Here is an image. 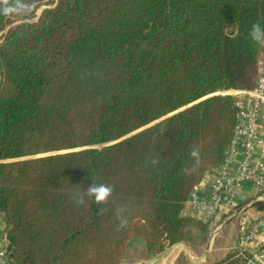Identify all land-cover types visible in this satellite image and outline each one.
<instances>
[{"label":"trees","instance_id":"trees-1","mask_svg":"<svg viewBox=\"0 0 264 264\" xmlns=\"http://www.w3.org/2000/svg\"><path fill=\"white\" fill-rule=\"evenodd\" d=\"M253 23L264 24V0H0V210L13 264H121L131 239L149 259L205 242L211 222L183 210L234 135L223 93L255 87L264 44L249 38ZM93 183L111 187L105 201L84 196ZM250 258L232 250L214 264Z\"/></svg>","mask_w":264,"mask_h":264},{"label":"built area","instance_id":"built-area-1","mask_svg":"<svg viewBox=\"0 0 264 264\" xmlns=\"http://www.w3.org/2000/svg\"><path fill=\"white\" fill-rule=\"evenodd\" d=\"M256 72L253 89L223 93L233 99L237 108V122L223 164L209 173L223 170L234 158H238L237 169L232 176H216L208 199H203L197 191L199 187H195L185 204L184 216L216 222L220 214L217 204L224 201L231 205L245 183L252 184L256 190L251 203L264 201V132L259 129L264 125V54L258 57ZM3 218L5 215L0 210V264H13L8 227H3ZM263 226L264 217L250 228L245 240L251 239Z\"/></svg>","mask_w":264,"mask_h":264},{"label":"crops","instance_id":"crops-1","mask_svg":"<svg viewBox=\"0 0 264 264\" xmlns=\"http://www.w3.org/2000/svg\"><path fill=\"white\" fill-rule=\"evenodd\" d=\"M259 129L264 132V125H261ZM237 165L238 158H234L233 161L223 170L219 172L216 171L215 173H206L202 181L198 185L199 188L197 189V191L200 196L203 199H208L211 194V186L214 183L216 176H232L237 169ZM255 191L256 190L252 184L245 183L239 189L238 196L236 199H234L232 205H228L224 201L217 204V208L220 214L218 215L217 221L215 223L221 221L222 219L223 223H231L233 220H235L234 218L237 219L236 221L238 235L236 236V244L231 245L228 241L223 239V245H221L218 243L219 237L216 238L217 236L215 237V234L213 233L209 236V240H207L205 245H201L199 247L188 245L186 248L182 246L183 249L187 250V254L188 252L190 253V257L187 256L189 264H214L220 261L227 252L232 250L246 251L250 253L251 258L247 264H264V226L257 229L256 233L252 236L251 239L245 240V237L249 233L250 228L258 220L264 217V212L253 210L250 208V206L252 205L250 199L253 197V193ZM223 195L226 194L223 193ZM236 207H242L241 212L238 215H236L237 211L233 210ZM2 221L3 227H6L7 224L5 219L3 218ZM202 221L207 222L206 220ZM227 223L220 228V231L221 229H225L224 227L228 225ZM215 230L217 231V229ZM177 249H181V247L179 245L174 246V248L171 251L167 252L165 257L162 258V260H165L161 261L159 264H168L170 262L172 263L175 257L171 259L172 261L170 262L168 261V259H170L174 255V253H176L175 250ZM129 257L130 256L126 255L125 264H128L129 262L134 263L133 261L129 260ZM148 262L143 264H148Z\"/></svg>","mask_w":264,"mask_h":264},{"label":"rangeland","instance_id":"rangeland-1","mask_svg":"<svg viewBox=\"0 0 264 264\" xmlns=\"http://www.w3.org/2000/svg\"><path fill=\"white\" fill-rule=\"evenodd\" d=\"M45 8H50V7H48V6H42V7H40L39 8V10L37 11V13L36 14H40V12L43 10V9H45ZM233 203V202H232ZM253 204V203H252ZM232 205V204H231ZM237 208V207H236ZM234 208L233 210L235 211H238L239 209H242V207L241 208ZM235 220H233L231 223H227L228 225H226L224 228L225 229H221V231H220V228L223 226V222H222V220L221 221H219V222H217V223H215V222H213L214 224H211L210 225V227H209V230H208V232H207V239L205 240V242L203 243V244H201V245H205L206 244V242H207V240H209V236L211 235V234H215V237L216 238H218L219 237V241H218V243L219 244H221V245H223V239H225L226 241H228L229 242V244H231V245H233V244H236V236L238 235L237 234V219L236 218H234ZM212 223V222H211ZM212 228V229H211ZM215 229H217V231L215 230ZM215 230V231H214ZM214 238V237H213ZM131 244H134V245H132L131 247H130V245ZM188 245H194V246H196V247H199V246H201V245H199V244H196V243H182V244H180L179 246L181 247V249H177V250H175L176 251V253H174V255L170 258V259H168V261L170 262V261H172L171 259H173L174 257H175V259L173 260V262L171 263V264H173L174 263V261L176 260V258L178 257V256H180V255H183L184 256V253H185V251L187 252V250L186 249H183L182 248V246L183 247H187ZM166 249V248H165ZM174 252V251H173ZM126 255L127 256H130L129 257V260L130 261H133L134 263H136V264H143V263H147L148 261H150L149 260V258H148V256H147V253H146V251H145V248H144V245H143V243H142V241L140 240V239H131V241H130V243H129V245L127 246V248H126ZM126 255H125V258H126ZM157 256V255H156ZM155 256V257H156ZM187 256H189L190 257V253L188 252V254H187ZM165 257V256H164ZM185 258H186V256H184ZM125 258H124V260H123V262L121 263V264H125ZM154 258V257H153ZM187 259V258H186ZM148 260V261H147ZM163 260H165V259H163ZM162 260V258L160 259V261H158L156 264H159L161 261H163ZM132 262H129L128 264H131ZM134 263H132V264H134ZM170 263H168V264H170ZM167 264V263H166Z\"/></svg>","mask_w":264,"mask_h":264},{"label":"clouds","instance_id":"clouds-1","mask_svg":"<svg viewBox=\"0 0 264 264\" xmlns=\"http://www.w3.org/2000/svg\"><path fill=\"white\" fill-rule=\"evenodd\" d=\"M228 31L232 33L235 31V28H229ZM248 35L253 42L257 44H264V24L253 23ZM193 155H195V153H193ZM111 192L112 189L110 186L102 183H93L88 186L84 196L94 199L96 202H102L110 196ZM78 202H83V197H79Z\"/></svg>","mask_w":264,"mask_h":264},{"label":"water","instance_id":"water-1","mask_svg":"<svg viewBox=\"0 0 264 264\" xmlns=\"http://www.w3.org/2000/svg\"><path fill=\"white\" fill-rule=\"evenodd\" d=\"M48 9H50V8H48ZM39 16V14H37V17ZM229 30V28L227 29V31H226V33L227 34H231V32H229L228 31ZM156 123V122H155ZM136 133V132H135ZM134 134V133H133ZM128 137V136H127ZM124 138H122L121 140H123ZM121 140H118V141H121ZM118 141H116V142H118ZM116 142H114V143H116ZM111 144H113V143H111ZM111 144H104V145H101V146H98L97 148H102V147H105V146H107V145H111ZM84 149H88V148H82V149H79V150H84ZM241 212V209H239L238 211H237V214L236 215H238L239 213ZM227 222H224L223 223V226L226 224ZM181 244V243H180ZM177 245V244H176ZM175 245H173V246H169V247H167L166 249H164L163 250V252H161L160 254H158L156 257H154L153 259H151L149 262H148V264H156L161 258H163L165 255H166V253L167 252H169V251H171L172 249H173V247H174ZM184 256H186V258H187V252L185 251V253H184Z\"/></svg>","mask_w":264,"mask_h":264},{"label":"bare ground","instance_id":"bare-ground-1","mask_svg":"<svg viewBox=\"0 0 264 264\" xmlns=\"http://www.w3.org/2000/svg\"><path fill=\"white\" fill-rule=\"evenodd\" d=\"M174 248V247H173Z\"/></svg>","mask_w":264,"mask_h":264}]
</instances>
